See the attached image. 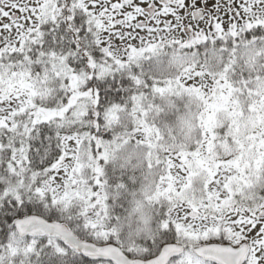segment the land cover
<instances>
[{"label":"snow or ice","instance_id":"6c2138e0","mask_svg":"<svg viewBox=\"0 0 264 264\" xmlns=\"http://www.w3.org/2000/svg\"><path fill=\"white\" fill-rule=\"evenodd\" d=\"M0 264H264V0H0Z\"/></svg>","mask_w":264,"mask_h":264}]
</instances>
